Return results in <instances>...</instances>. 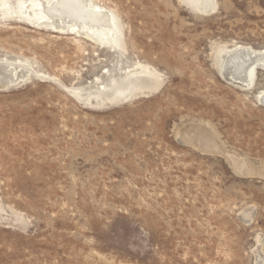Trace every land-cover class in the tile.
<instances>
[{
	"label": "rangeland",
	"instance_id": "obj_1",
	"mask_svg": "<svg viewBox=\"0 0 264 264\" xmlns=\"http://www.w3.org/2000/svg\"><path fill=\"white\" fill-rule=\"evenodd\" d=\"M30 1L0 0L30 70L0 87V264H264V70L223 72L264 0H92L98 43L8 15Z\"/></svg>",
	"mask_w": 264,
	"mask_h": 264
},
{
	"label": "bare ground",
	"instance_id": "obj_2",
	"mask_svg": "<svg viewBox=\"0 0 264 264\" xmlns=\"http://www.w3.org/2000/svg\"><path fill=\"white\" fill-rule=\"evenodd\" d=\"M25 5L26 14H14L11 9V11L6 9V12L9 10V16L38 22L39 25L50 26L60 32L71 28L73 33L97 43L105 38L107 33H114L117 27L114 14L107 8L96 6L92 0H31ZM215 6V0H200L199 7L203 11L213 10ZM224 59L223 72L226 77L242 87L254 85L258 69L264 70V50L255 51L239 47L234 52L224 55ZM29 71V67L23 63L0 61V87H8L27 77ZM135 84L131 86L135 87ZM128 91L131 92L133 89ZM259 98L264 103V93ZM235 162L236 165L239 164V160L235 159ZM244 166L243 163L237 167Z\"/></svg>",
	"mask_w": 264,
	"mask_h": 264
},
{
	"label": "water",
	"instance_id": "obj_3",
	"mask_svg": "<svg viewBox=\"0 0 264 264\" xmlns=\"http://www.w3.org/2000/svg\"><path fill=\"white\" fill-rule=\"evenodd\" d=\"M228 78V77H227Z\"/></svg>",
	"mask_w": 264,
	"mask_h": 264
}]
</instances>
